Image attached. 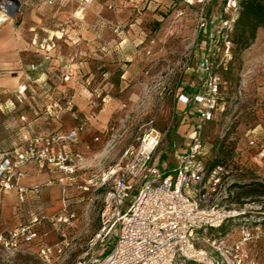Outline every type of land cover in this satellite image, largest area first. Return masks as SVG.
<instances>
[{
	"label": "rangeland",
	"instance_id": "1",
	"mask_svg": "<svg viewBox=\"0 0 264 264\" xmlns=\"http://www.w3.org/2000/svg\"><path fill=\"white\" fill-rule=\"evenodd\" d=\"M18 1V10L12 12L14 23L33 39L28 94L22 107L15 104L11 113L6 109L5 114L0 113V131H10L8 126L17 121L16 109L25 116L30 134L48 133L60 123L69 125L91 115L92 124L98 128L91 132H99L101 140L81 150L85 168L74 178L80 185L112 165L133 143L138 128L152 121L165 134L155 154L156 162L164 161L169 170L173 169L172 144L181 148L184 135L192 130L193 116L183 123L178 118L182 104L177 95L187 83L197 82L194 72L184 69L187 61L193 66L197 60L193 45L196 8L161 12L162 20H148L143 38L134 43L127 37L128 25L120 23L112 11L106 14L108 8L102 0L89 5L79 0ZM179 10H183L182 15H178ZM96 20L102 23L96 26ZM117 22L121 25L116 30ZM112 35H125L120 42L131 51L117 49L119 44L112 38L107 41ZM221 74L220 91L226 109L205 124L202 146L208 161H222L229 170L214 212L225 214L220 226H228L230 220L234 224L209 241H196L194 248L204 257L191 264H264V195L250 196L242 203L231 201L236 192L255 184L264 186V160H255L247 152L234 158L237 148L245 146L247 134L261 122L258 103L264 95V38L260 42L255 38L247 49L234 54ZM71 113L77 119L70 117ZM60 194L57 191L56 197ZM71 196L68 210L74 217L69 224L48 227L46 237L49 245L62 247L61 253H54L50 262H45L38 255L36 242L17 248L0 245V264H76L97 230L101 195L90 192L83 200L77 192ZM39 205L20 202L15 193L0 190V234L25 223L30 212L38 213ZM244 227L252 235L248 241L242 237Z\"/></svg>",
	"mask_w": 264,
	"mask_h": 264
},
{
	"label": "built area",
	"instance_id": "2",
	"mask_svg": "<svg viewBox=\"0 0 264 264\" xmlns=\"http://www.w3.org/2000/svg\"><path fill=\"white\" fill-rule=\"evenodd\" d=\"M94 1L79 0L82 5ZM107 6L114 9L115 0H109ZM238 8L239 0H201L195 10L193 45L197 60L193 66L187 61L184 69L194 72L197 82L187 83L177 95L182 104L178 118L183 123L193 116L192 130L188 136L184 135L181 148L172 144L173 169L169 170L164 161L156 162L155 154L165 134L152 121L138 128L133 143L121 151L112 165L80 185L74 178L85 168L84 157L74 148L89 119H79L67 130L30 137L22 147L0 152V190L15 193L20 202L37 204L43 185L22 184L27 176L25 167L33 166L37 172L56 174L61 206L52 214L30 212L25 223L0 234V245L17 248L36 242L38 255L50 262L51 256L61 253L62 247L47 243L48 227L70 223L74 217L68 210L71 194L77 192L83 200L85 195L96 192L101 195L98 227L76 264L200 262L204 256L194 248V243L214 237L209 230L219 227L225 217L214 209L229 170L225 164L206 166L202 136L205 124L226 109L220 91V71L232 59L231 32ZM182 14L183 10H179L178 15ZM120 25L117 22L115 29ZM259 100L261 122L247 134L245 146L237 148L235 159L247 152L255 160H264V96ZM72 117L77 119L75 114ZM100 138L96 135L93 139ZM242 237L244 241L251 239L248 228H242Z\"/></svg>",
	"mask_w": 264,
	"mask_h": 264
},
{
	"label": "crops",
	"instance_id": "3",
	"mask_svg": "<svg viewBox=\"0 0 264 264\" xmlns=\"http://www.w3.org/2000/svg\"><path fill=\"white\" fill-rule=\"evenodd\" d=\"M201 0H115L114 9L108 8L109 0H102L103 4L108 8L105 9L106 14H115L119 22L123 25H128L129 29L127 30V37L134 43H139L143 38V29L148 20H155L157 22L162 20L161 12L173 8V12H176L178 8H185V10H190L197 8ZM66 3H73V0H66ZM96 2V0L94 1ZM1 5V4H0ZM4 8H0V14L5 15V20L0 22V113L1 115L5 111L11 113L13 106L15 104H20V107L23 105L22 100H26L27 92L26 87L28 85V76L29 72V56H31L30 51H32L33 46L30 44V40L33 41L31 36L28 33L22 31V27H17L14 23L15 18L12 17V14H7ZM110 10V11H109ZM11 11V10H10ZM138 11V14L135 15V12ZM160 12V13H159ZM113 14V15H114ZM96 26H99L102 22L96 20ZM90 36H93L91 34ZM125 35L122 36H110L108 40L112 38L114 43H118L117 49H122L123 51L127 50L124 46L123 40ZM264 38V29H259L257 32L256 39L260 42ZM125 49V50H124ZM130 52L129 50H127ZM264 96V95H263ZM182 108V107H181ZM4 109H6L4 111ZM17 121L8 126L10 131L2 132L0 131V152L9 151L14 148L22 147L27 139L36 135H44L54 132L59 129L67 130L74 126L75 123L66 125V123H60L58 127L48 133H32L30 134L27 125H25L22 112L16 109ZM6 113V114H7ZM72 117V113L69 114ZM19 117V119H18ZM2 118V117H1ZM58 118V117H57ZM87 119H92V116L84 117ZM61 122L63 119L60 120ZM95 121V119H94ZM85 132L79 137L78 143L75 146V150L82 152L86 148H89L90 144L97 143L101 140L94 141V136L91 132V129L95 128V124H92L91 120L89 121ZM9 124V123H8ZM13 128L15 129L13 131ZM98 131V130H97ZM92 136V137H91ZM101 136V134H100ZM90 140H87L88 138ZM25 171L27 176L23 179L22 184L25 186H31L35 184L43 185L39 200L37 205H39L38 213L40 214H52L56 212L61 206L60 197H56V193L60 194V189L56 183V174L52 175L49 172H37L33 166H26ZM48 181H51V184H47ZM34 203V202H33ZM57 203V205H56ZM41 206V207H40ZM57 208V209H56ZM16 210H14V213ZM13 228V227H11ZM10 229V228H7ZM6 229V230H7Z\"/></svg>",
	"mask_w": 264,
	"mask_h": 264
},
{
	"label": "trees",
	"instance_id": "4",
	"mask_svg": "<svg viewBox=\"0 0 264 264\" xmlns=\"http://www.w3.org/2000/svg\"><path fill=\"white\" fill-rule=\"evenodd\" d=\"M259 29H264V0H239L238 17L234 21L231 32V61L233 60L234 54L239 55L242 51L247 49L254 42ZM230 62L226 66V69H222L220 71V76H222L221 73L223 71L227 70L228 66L230 65ZM205 163L207 167H212L215 164H224L222 161L219 160L210 162L206 158ZM253 195L263 196L264 186L255 184L252 188L236 192L235 197L231 198V201H233V203H242L244 199ZM233 224L234 222L230 220L228 226L221 225L217 228H212L209 231L212 235L224 233L227 228L229 226H232ZM261 224L264 227V222H262ZM187 264L191 263L189 262Z\"/></svg>",
	"mask_w": 264,
	"mask_h": 264
},
{
	"label": "water",
	"instance_id": "5",
	"mask_svg": "<svg viewBox=\"0 0 264 264\" xmlns=\"http://www.w3.org/2000/svg\"><path fill=\"white\" fill-rule=\"evenodd\" d=\"M0 4L3 6L7 14H12V12H16L19 7L18 0H0Z\"/></svg>",
	"mask_w": 264,
	"mask_h": 264
},
{
	"label": "bare ground",
	"instance_id": "6",
	"mask_svg": "<svg viewBox=\"0 0 264 264\" xmlns=\"http://www.w3.org/2000/svg\"><path fill=\"white\" fill-rule=\"evenodd\" d=\"M4 10V9H3ZM1 12V11H0ZM5 15L4 14H0V22H2L3 20H5Z\"/></svg>",
	"mask_w": 264,
	"mask_h": 264
}]
</instances>
